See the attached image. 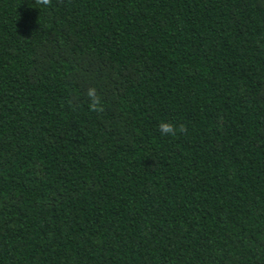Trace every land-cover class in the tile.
Segmentation results:
<instances>
[{"label": "trees", "instance_id": "1", "mask_svg": "<svg viewBox=\"0 0 264 264\" xmlns=\"http://www.w3.org/2000/svg\"><path fill=\"white\" fill-rule=\"evenodd\" d=\"M0 264H264V0H0Z\"/></svg>", "mask_w": 264, "mask_h": 264}, {"label": "clouds", "instance_id": "2", "mask_svg": "<svg viewBox=\"0 0 264 264\" xmlns=\"http://www.w3.org/2000/svg\"><path fill=\"white\" fill-rule=\"evenodd\" d=\"M44 3H47V0H43ZM88 97L91 100V107L96 108L97 104L99 103V97L96 94L95 88H90L87 93ZM161 135H174L175 134V128L174 126L169 122H162L159 125Z\"/></svg>", "mask_w": 264, "mask_h": 264}]
</instances>
